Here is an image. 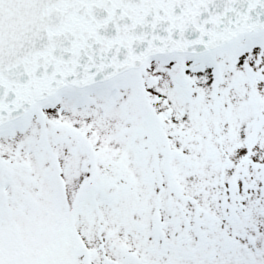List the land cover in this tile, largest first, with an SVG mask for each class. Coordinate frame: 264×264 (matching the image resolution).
Segmentation results:
<instances>
[{
    "label": "snow or ice",
    "instance_id": "1",
    "mask_svg": "<svg viewBox=\"0 0 264 264\" xmlns=\"http://www.w3.org/2000/svg\"><path fill=\"white\" fill-rule=\"evenodd\" d=\"M0 264H264V0H0Z\"/></svg>",
    "mask_w": 264,
    "mask_h": 264
}]
</instances>
